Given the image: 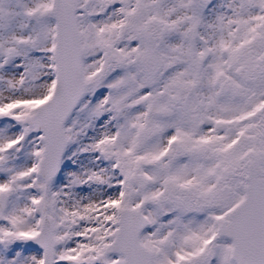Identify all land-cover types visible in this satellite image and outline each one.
Here are the masks:
<instances>
[{
    "label": "snow or ice",
    "instance_id": "6c2138e0",
    "mask_svg": "<svg viewBox=\"0 0 264 264\" xmlns=\"http://www.w3.org/2000/svg\"><path fill=\"white\" fill-rule=\"evenodd\" d=\"M0 264H264V0H0Z\"/></svg>",
    "mask_w": 264,
    "mask_h": 264
}]
</instances>
